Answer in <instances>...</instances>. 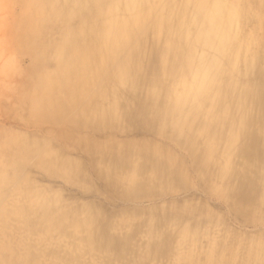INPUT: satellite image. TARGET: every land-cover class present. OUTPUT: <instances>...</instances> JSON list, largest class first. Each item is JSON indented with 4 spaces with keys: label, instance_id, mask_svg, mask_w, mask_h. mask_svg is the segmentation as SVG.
I'll return each mask as SVG.
<instances>
[{
    "label": "rangeland",
    "instance_id": "obj_1",
    "mask_svg": "<svg viewBox=\"0 0 264 264\" xmlns=\"http://www.w3.org/2000/svg\"><path fill=\"white\" fill-rule=\"evenodd\" d=\"M143 1L147 6L149 0ZM152 1L154 5L149 6L154 7V16L157 19L158 12L172 0ZM222 2L233 6V15L224 25L226 36L230 37L227 43L230 46L225 45L224 54L220 57V72L230 67L243 73L248 71L253 75V81L258 77L264 81V0ZM48 17L44 0H0V39L5 42L0 56L9 61L6 77L0 73V131L5 134V137L0 136V144L2 140H9L26 148L36 145L41 155L46 153L49 156V151L61 153L80 164L86 174V180L83 179L79 185H74L61 179L63 177L57 178L47 174L40 166L42 160L38 154H14L13 159L17 163L14 180L7 185L0 182V214L2 211L7 212L5 222L0 219V264H232L231 261L238 260V256L242 258L247 254L264 258V209H260L264 205V192L256 195L247 192L230 198L231 204H226L219 199L213 187L223 184L219 185L221 181L210 179L207 175L206 158L200 154L203 142L205 144L208 139L224 148L222 142L226 137L225 132L215 135L209 127L203 129L202 140L197 148V151L200 149L199 154H192L175 142L172 136L167 139L155 138L144 131L133 129L130 122L123 121L115 133L117 142L111 145L118 147L120 144H127L130 151L119 156L115 162L137 160V156L141 154L134 151L138 150L151 153L166 151L168 154L149 153L151 163L153 157L159 159L156 162L158 167L148 169L145 166V157L139 159L138 163L141 171L154 170V174L158 171L168 176L171 179L170 184L158 191L125 193L111 181V184H107L96 177L86 160L91 154L86 156L87 153L83 154L81 149L96 151L106 140L102 132L93 128L95 121L85 122L79 117L85 111L84 105L90 100V91L87 89L94 76L91 71L84 75V93L78 95L77 92H72V88L68 93L64 82L53 74V65L58 63L59 55L36 54L41 49L37 40L47 31L44 28L45 23L49 22ZM153 27H156L154 18L133 36L135 39H131L124 47L123 54L118 52L113 58L107 57L113 66L106 71L104 77L124 61L131 59L127 57L131 52L134 54V45ZM162 31L161 42H157L152 49H144L143 57L138 55L136 58L143 60L148 53H162L167 50L168 68L165 71L158 70L161 72L159 74L156 71L149 77L150 80L147 78L145 81L140 75H129L134 86L146 91H150L155 83H159V88L165 91L168 82L169 86L178 82L181 84L188 75L185 62L188 44L182 46L180 54L166 31ZM195 33L192 32L193 37ZM51 35L56 36V33ZM53 36H50V40H53ZM236 53H239V56ZM40 62L45 65L39 70L35 64ZM44 84L57 85L58 93L54 94L61 106H54L53 110L55 113H62L53 118L47 117L50 109L41 100L44 95L39 93L40 90L45 92L46 87H42ZM47 95L49 96L48 93ZM257 122L264 130V112ZM126 132H129V136L123 137ZM256 156L263 159L264 154ZM8 158V155L0 154L3 167H7ZM163 163L169 167L163 169ZM127 174L124 172L119 175ZM26 183L37 188L39 194H56L54 200L49 202L56 206L52 211L56 216L50 218L54 221L45 229L40 227L39 232L34 228H27L26 216L16 213L20 204L28 202L18 196L20 187ZM37 201L40 204L39 199ZM89 208L105 218L108 228L110 226V230L114 232L111 238H108L110 231L96 240L85 235L87 231L81 228V218H88ZM44 222L41 220L38 224ZM52 225L58 229L48 237L47 231H50ZM116 235L123 236L122 241L129 245L126 249L115 250L120 251L118 257L117 253L104 248V244H108L106 242L112 241ZM151 240L158 242L157 244L167 240V246L165 249L163 246L158 249V253H152L149 249ZM82 245L84 246L81 247ZM137 257L141 260L134 263Z\"/></svg>",
    "mask_w": 264,
    "mask_h": 264
},
{
    "label": "bare ground",
    "instance_id": "obj_2",
    "mask_svg": "<svg viewBox=\"0 0 264 264\" xmlns=\"http://www.w3.org/2000/svg\"><path fill=\"white\" fill-rule=\"evenodd\" d=\"M190 2L192 0H172L163 10L160 9L161 12H158L156 19L154 7L149 6V4H153L152 0L147 1V6L143 0H44L49 22L45 23L46 33L41 34L37 40L41 49L36 54L56 53L59 55L58 63L53 65L55 68L53 74L56 75L55 78L64 82L65 90L68 93L71 88L72 92H77L78 95L84 93L86 90L84 75L87 71H91V75L94 76L93 81L88 83L87 90L90 91V100L84 105L85 111L79 117L85 122L95 121L93 128L102 132L103 138L106 140V143L96 151L81 149L83 154L87 153L86 156L91 154L86 160L99 180L105 181L107 184H111V181L125 193L144 190L158 191L170 184L169 180L171 179L158 171L155 174L152 173L154 172L153 169L151 172L141 171L142 168H140L138 160L144 159V157L147 160L145 166L148 169L154 168L153 166L158 167L156 164L158 158L153 157V163L149 160V153L151 152L136 149L138 151L134 152L141 154L137 156V160L115 162L119 156L130 151L127 144H120L118 147L111 145V143L117 142V134L115 135V133L120 129L119 126L123 121L130 122L133 129L144 131L155 138L167 139L172 136L175 142H178L192 154H199L200 149L197 151V148L202 140V130L209 127L212 134L222 135L223 132L226 133L222 142L224 148L215 145L213 141L208 139L205 144L203 142L200 154L206 158L207 175L210 179L221 181L219 185L223 184L219 187L213 186L216 195L226 204H231L230 198L235 196L247 192L252 195L264 192V156L263 159L256 156V154H264V130L260 128L257 122L264 112V81L260 77L253 81V75L248 71L243 73L229 67L219 73L210 90L184 97L181 95L183 88L179 82L170 86L168 82L165 91L159 88V83H155L150 91H146L141 87L134 86L129 78L131 74L140 75L144 81L147 78L150 80L149 77L154 75L156 71L160 69L165 71L168 68L167 50L162 53H148L149 55L146 53L147 56L143 60L136 58L138 55L142 56L144 49H152L157 42H161L162 29L166 31L169 39L181 54L182 46L189 43V31L196 32V28L190 27L192 25L191 15L182 7V5ZM158 3L160 2L158 1ZM133 5L139 7H131ZM157 6L159 7V4ZM152 18L155 19L156 27L151 28L140 42L134 45V54L131 52L127 57V59H131L124 61L108 76L104 77L106 71L113 66L110 65L107 57L113 58L118 52L123 54L124 47L144 25L147 26ZM54 33L56 36L51 35ZM50 36H53V40H50V38L52 39ZM229 40L230 37L226 36L225 45H229L227 44ZM236 55L239 56V53ZM237 56H235L236 60ZM41 62L35 64L39 70L43 69L45 65ZM247 66L249 65L247 64ZM98 79H100V84ZM56 86V84H44L42 87H46V93L42 90L39 91L41 95H44L41 100L50 109L47 117L53 118L62 113V111L55 113L53 110L54 106L58 108L61 106V102L56 100L58 97L54 94L58 93ZM128 133H124L123 137L129 136ZM0 136L5 137L3 131H0ZM163 152L168 154L166 151ZM163 152L157 151L151 154L161 155ZM0 154H6L9 157L6 160L7 167H3L2 162H0V182L4 185L14 180L17 167V163L13 159L15 158L14 154L32 156L38 154L42 160L40 166L47 174H52V177L57 178L63 177L61 179L70 181L74 185H79L83 179L86 180V174L76 160H70L61 153H53L52 151L47 152L49 156L46 153L45 156L41 155L36 145L33 147L30 145L29 148H26L9 140H2ZM92 154L98 155L93 156ZM79 155L81 156L80 153ZM86 160L84 161L86 162ZM161 167L165 169L169 165L163 163ZM188 169L190 168L188 167ZM124 172L128 174L119 175ZM174 174L176 173L174 172ZM198 187L200 188V186ZM38 191L31 184L22 185L18 196L20 195L19 198L28 202L20 204V206L13 204L15 207L18 206L16 213L25 215L28 219L27 228H34L37 232L42 227L45 229L52 224L54 220L50 218L56 216V214H52L56 206L53 203L49 204L50 200H54L56 194L49 192H40L39 194ZM33 198L35 202H33ZM37 199H39L40 204ZM24 205L26 206L21 208ZM260 209H264V205ZM88 212L87 219L81 218L83 222L81 228L88 233L85 235L89 239L96 240L97 237H104L110 231L108 238H111L114 232L110 230V226L108 228L105 218L94 209L89 208ZM6 215L7 212L4 211L0 214V219L3 222H5ZM31 216L34 218L30 219ZM41 220L45 222L38 224V221ZM57 229V226L52 225L50 231H47L48 237ZM122 237L114 236L112 241L104 244V248L117 253L118 257L120 251L115 250L126 249L129 246L122 241ZM157 243L154 240L150 241L149 249L152 253L157 252L162 246L164 249L167 246V240ZM239 257L238 260L231 261L232 264H264L263 257L252 254ZM140 260L141 258L137 257L134 263Z\"/></svg>",
    "mask_w": 264,
    "mask_h": 264
},
{
    "label": "clouds",
    "instance_id": "obj_3",
    "mask_svg": "<svg viewBox=\"0 0 264 264\" xmlns=\"http://www.w3.org/2000/svg\"><path fill=\"white\" fill-rule=\"evenodd\" d=\"M182 7L192 17L190 27L196 28L194 37L189 31L188 53L185 58L188 75L181 81V95L188 97L210 90L216 82L221 68L220 57L224 54L226 43L224 25L233 15V6L222 0H192ZM4 43L0 39V52ZM8 71L9 61L0 56V73L6 77Z\"/></svg>",
    "mask_w": 264,
    "mask_h": 264
}]
</instances>
